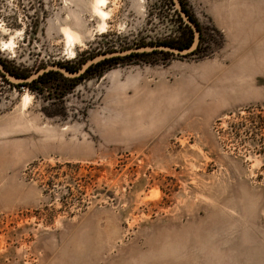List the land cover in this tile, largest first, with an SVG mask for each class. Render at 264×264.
Instances as JSON below:
<instances>
[{
	"label": "rangeland",
	"instance_id": "374dc122",
	"mask_svg": "<svg viewBox=\"0 0 264 264\" xmlns=\"http://www.w3.org/2000/svg\"><path fill=\"white\" fill-rule=\"evenodd\" d=\"M183 2L195 55L0 74V264H264V155L240 126L264 122V0ZM91 3L0 0V59L31 76L186 34L170 0H107L104 30Z\"/></svg>",
	"mask_w": 264,
	"mask_h": 264
},
{
	"label": "trees",
	"instance_id": "16d2710c",
	"mask_svg": "<svg viewBox=\"0 0 264 264\" xmlns=\"http://www.w3.org/2000/svg\"><path fill=\"white\" fill-rule=\"evenodd\" d=\"M170 1H171L172 5H174L173 0H170ZM180 1L182 3L183 10L186 12V14L188 15L189 19H191L196 24V26L198 27V29H199V31L201 33V29H200V25H199L198 21L193 16V14L189 11V9L186 7V5L183 2V0H180ZM176 13H177V16L180 19L181 23L185 25L186 34L184 36H182L181 40L169 41V42H161L159 44L157 43L156 45H166V46H171V47L177 48V49H188L193 44L194 35H193V32H192L191 28L183 22L182 18L180 17V15L177 12V10H176ZM201 39H202V37L200 38V43H199L197 49L194 52H192L191 54H188V56L195 55L198 52L199 46L201 44ZM110 52H115V51H108V52L104 51V52H101V53L97 54L96 56L101 55V54H105V53H110ZM153 55L169 56V55H173V54L170 53V52L153 51V52H149V53H138V54L133 53L131 55L124 56V57H114V58H110V59H105V60L99 61V62L91 65L79 78H77V80L86 79L88 76H96V75L99 76L102 73H104L106 71V69H108V68H110V67H112L114 65L119 64V62H121L124 59H129V58H134V57H145V56L146 57H150V56H153ZM96 56H93L92 58H94ZM92 58H90V59H92ZM90 59H88V60H90ZM88 60H86V62ZM85 63L80 65V67L78 69H69L67 66H63V65H59V66H61L62 68L66 69L70 73H75ZM11 75H13V74H11ZM50 75H60L61 76V73L60 72H55V71H49V72H46L43 75L39 76L37 79L33 80L32 82L21 84V86L28 87L30 89H33L32 88L33 85H39V86H42V87L46 86L47 83H48L46 79ZM13 76L18 77V78H28L29 77V76H17V75H13ZM240 126L243 127V128H246L245 129L246 136L251 135V136H253L255 139H257L259 141V143H260L259 154L264 155V132H263V130H264V122H248V123L247 122H242Z\"/></svg>",
	"mask_w": 264,
	"mask_h": 264
},
{
	"label": "water",
	"instance_id": "95a60500",
	"mask_svg": "<svg viewBox=\"0 0 264 264\" xmlns=\"http://www.w3.org/2000/svg\"><path fill=\"white\" fill-rule=\"evenodd\" d=\"M173 3L176 7V10L178 12V14L180 15V17L182 18L183 22L188 25L194 35V41L191 47H189L188 49H177V48H173L171 46H166V45H154V46H143V47H137V48H130V49H126V50H120V51H115V52H110V53H105V54H101L98 55L90 60H88L77 72L75 73H70L69 71H67L66 69L62 68L59 65H54V66H49L46 67L44 69H41L39 72H36L35 74L29 76L28 78H18L15 77L13 75H11L2 65V63L0 62V71L4 74V76L6 77V79L12 83L15 84H24V83H29L32 82L33 80L37 79L39 76L43 75L46 72L49 71H57L62 73L63 75H65L66 77L69 78H78L80 77L91 65L105 60V59H110V58H114V57H124V56H128L131 55L133 53L138 54V53H149V52H153V51H163V52H170L174 55H180V56H184L187 54H190L192 52H194L200 42V38H201V33L198 29V27L196 26V24L189 19L188 15L186 14V12L183 10L182 8V3L180 0H173Z\"/></svg>",
	"mask_w": 264,
	"mask_h": 264
},
{
	"label": "bare ground",
	"instance_id": "6f19581e",
	"mask_svg": "<svg viewBox=\"0 0 264 264\" xmlns=\"http://www.w3.org/2000/svg\"><path fill=\"white\" fill-rule=\"evenodd\" d=\"M107 4V0H92L91 3V8H92V13H94V15L98 16L99 19H101V23L99 25L100 30H104L105 29V25L106 24V19L108 18V13L106 11L103 10V6H105ZM93 15V16H94ZM62 34L66 40L67 45L69 46V50H70V54L71 55H75V51H74V47L77 43H79L80 40V35L78 32H76L75 30H73L71 27L69 26H64L62 28ZM13 42L10 41L9 46H12ZM14 45V44H13ZM163 95V94H162ZM158 97V96H157ZM29 98L26 97L25 100V104H28ZM125 102V101H124ZM125 104V103H124ZM158 105V104H157ZM155 106V105H154ZM136 108V107H135ZM137 110V109H136ZM125 112V111H124ZM123 117V116H122ZM126 119V118H125ZM133 119V118H131ZM127 120V119H126ZM98 122V121H97ZM103 122V121H102ZM127 132V131H126Z\"/></svg>",
	"mask_w": 264,
	"mask_h": 264
},
{
	"label": "flooded vegetation",
	"instance_id": "af4514ba",
	"mask_svg": "<svg viewBox=\"0 0 264 264\" xmlns=\"http://www.w3.org/2000/svg\"><path fill=\"white\" fill-rule=\"evenodd\" d=\"M0 62L2 63L3 67H4L9 73H11V74H13V75H17V76H23V75L15 74L14 71H13V69H11L5 61H2V60L0 59ZM63 66H67L69 69H73L72 66H69V65H63ZM55 72H57V71H55ZM0 74H1L4 78H6V77L4 76V74H3L1 71H0ZM61 74H62V73H61ZM68 78H69V77H68ZM78 78H79V77H78ZM70 79H73V80H76V81H77V78H70Z\"/></svg>",
	"mask_w": 264,
	"mask_h": 264
}]
</instances>
